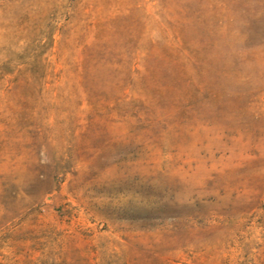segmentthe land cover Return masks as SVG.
I'll return each mask as SVG.
<instances>
[{"label": "rangeland", "instance_id": "374dc122", "mask_svg": "<svg viewBox=\"0 0 264 264\" xmlns=\"http://www.w3.org/2000/svg\"><path fill=\"white\" fill-rule=\"evenodd\" d=\"M232 1L0 0V264H264V43Z\"/></svg>", "mask_w": 264, "mask_h": 264}, {"label": "trees", "instance_id": "16d2710c", "mask_svg": "<svg viewBox=\"0 0 264 264\" xmlns=\"http://www.w3.org/2000/svg\"><path fill=\"white\" fill-rule=\"evenodd\" d=\"M236 0L230 2L229 8L231 6L232 10L237 7ZM238 13L244 18L242 23V36L247 42L254 40V38H261L262 43H264V34L258 29V23L264 21V0H249L248 3L239 6ZM227 23H238L237 13L229 14L226 19ZM256 40V39H255Z\"/></svg>", "mask_w": 264, "mask_h": 264}]
</instances>
